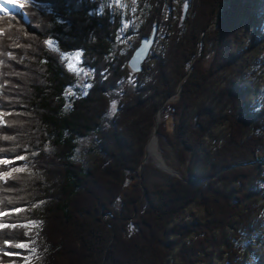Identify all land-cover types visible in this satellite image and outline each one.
Masks as SVG:
<instances>
[{"label": "trees", "instance_id": "1", "mask_svg": "<svg viewBox=\"0 0 264 264\" xmlns=\"http://www.w3.org/2000/svg\"><path fill=\"white\" fill-rule=\"evenodd\" d=\"M181 1L172 20V0H139L127 30L108 0L0 13V264H264V97L244 77L262 40L239 34L252 0ZM155 26L160 47L133 74ZM158 112L181 178L141 164Z\"/></svg>", "mask_w": 264, "mask_h": 264}, {"label": "rangeland", "instance_id": "2", "mask_svg": "<svg viewBox=\"0 0 264 264\" xmlns=\"http://www.w3.org/2000/svg\"><path fill=\"white\" fill-rule=\"evenodd\" d=\"M172 1H173L172 2V12L170 15H167V16L172 17L171 19L174 20V19H178L177 13L179 12V8L181 9L182 5H185V2H182L181 0H172ZM108 3L115 10H120L123 16L128 15L130 17L128 22L125 21L124 30L125 29L127 30L128 26H130L131 28L137 27L136 24L138 23V15L136 14V9H137V4L139 3V0H108ZM5 5H7V7H5ZM17 7L18 5L16 4L15 0H0V13H9L10 12L9 9H13V11H15ZM246 13L249 14V16L245 15L244 18L239 23V27H240L239 34L241 35L243 34V39L241 41V48L246 47L248 40L250 39V37H253L254 33L255 35L256 33H258V35L255 37L257 40L258 39L262 40L258 43V45H256L253 51L251 50V52H249L250 58L247 61V67L244 71L245 80L250 84H254L255 89H256V92L253 94V97L251 100L257 101L260 98L262 99L264 97V41H263L264 40V0H252L250 2V7L247 8ZM121 38H123L122 39L123 40V48H122L123 50L124 48L129 47L131 44H133L135 40L134 35L121 37ZM161 39L162 37L160 35V31L157 30L156 40L152 46L151 52L152 50L156 51L159 49L160 44H161ZM151 52L149 56L151 55ZM69 60H70L72 67H74V69L77 71L80 81L84 83L86 77H88V73L84 71L83 69L82 70L80 69L79 56L69 57ZM81 88H85V85H82ZM170 100L176 101L177 100L176 95L173 96V98H171ZM156 120H157L158 125L162 122L163 117L160 114V112L156 113L154 117V123L156 122ZM154 137L157 139V133H156V136L155 135L151 136L150 141ZM156 143H157L156 151H158L160 155L162 156L163 161L166 164V167L168 169H171L174 173L171 174V173L165 172L157 168L156 166L157 160L154 155L152 156L148 154V146L146 148L147 161L145 162V164H149L164 173L170 174L171 176L181 178L179 171L180 169L182 170L183 168L180 167L178 163L176 162L172 151L168 147H166L164 151L165 154H163L158 148V139ZM90 146L91 145H90L89 140L84 141L81 144V148L79 150V155H80L79 158L82 159L83 161L88 160V156H90V154L88 153ZM158 163L161 164L160 161H158ZM201 213H202V209L200 207L192 206L184 212L183 219L185 221L191 220L193 216H199ZM217 262H219V264L221 263V261H218V260Z\"/></svg>", "mask_w": 264, "mask_h": 264}, {"label": "water", "instance_id": "3", "mask_svg": "<svg viewBox=\"0 0 264 264\" xmlns=\"http://www.w3.org/2000/svg\"><path fill=\"white\" fill-rule=\"evenodd\" d=\"M15 12V11H14ZM25 21L27 22V18L25 17ZM157 27H153L151 33L149 36H142L139 40V43L138 45L135 47V49L133 50L131 56L129 57L128 61H127V67H128V70L135 74V73H139L142 71L143 69V63L145 62V60L148 58L150 52H151V49H152V46L156 40V33H157ZM192 69V64L189 68V71ZM180 90H181V84L178 85L177 87V90H176V96H179V93H180ZM173 98V97H172ZM157 126H158V123H157V120L156 122L154 123L153 127H152V130H151V133H150V136H149V139L145 145V148H144V154H143V157H142V160H141V164H144L147 159H146V148L148 146V143L150 141V138L152 135H155L156 136V133H157ZM156 142H157V139H156ZM155 149H157V143L155 145ZM156 154H157V157L156 158V166L157 168L165 171V172H168V173H171L173 174L174 172L171 170V169H168L166 167V164L164 163L163 161V158L162 156L160 155V153L158 151H156ZM158 161L161 162L158 163Z\"/></svg>", "mask_w": 264, "mask_h": 264}, {"label": "snow or ice", "instance_id": "4", "mask_svg": "<svg viewBox=\"0 0 264 264\" xmlns=\"http://www.w3.org/2000/svg\"><path fill=\"white\" fill-rule=\"evenodd\" d=\"M5 7H7V5H5ZM9 11L11 12V11H13V9H9ZM15 11L18 12L19 9H16ZM5 139H10V137H5ZM20 159H23V157H20ZM8 163H10V161L7 160V159H2V160H0V164H5V165H6V164H8ZM12 171H13V172H17V171H20V169H18V168H13ZM8 176H10V173H9V172H3V173H0V179L5 178V177H8ZM16 211H20V210H19V209H16ZM0 215H8V213H0ZM7 227H9V225H6V224H0V228H7ZM12 227H14V226H12ZM16 247H18V248H25L26 245L23 244V243H20V244H17ZM32 250L35 251V249H32Z\"/></svg>", "mask_w": 264, "mask_h": 264}, {"label": "bare ground", "instance_id": "5", "mask_svg": "<svg viewBox=\"0 0 264 264\" xmlns=\"http://www.w3.org/2000/svg\"><path fill=\"white\" fill-rule=\"evenodd\" d=\"M155 145H156V138L154 137L149 142V145H148V154L149 155H152V156L154 155L155 157H157Z\"/></svg>", "mask_w": 264, "mask_h": 264}]
</instances>
